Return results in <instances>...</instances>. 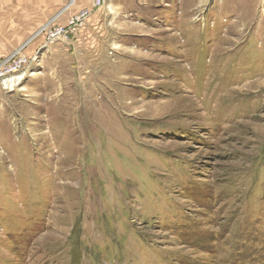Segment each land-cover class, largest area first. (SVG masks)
I'll return each mask as SVG.
<instances>
[{"label":"rangeland","instance_id":"374dc122","mask_svg":"<svg viewBox=\"0 0 264 264\" xmlns=\"http://www.w3.org/2000/svg\"><path fill=\"white\" fill-rule=\"evenodd\" d=\"M96 1L0 0V264H264V0Z\"/></svg>","mask_w":264,"mask_h":264},{"label":"built area","instance_id":"2783aa9c","mask_svg":"<svg viewBox=\"0 0 264 264\" xmlns=\"http://www.w3.org/2000/svg\"><path fill=\"white\" fill-rule=\"evenodd\" d=\"M107 0H97L94 2L93 7L98 9L102 7ZM90 16L89 11L80 13L77 16L71 17L65 25H60L47 32V40L49 44H58L59 42L67 41L73 34H75L84 24ZM48 31L44 29L43 32ZM40 32V33H41ZM18 52L5 66L3 70V80L5 79H16L20 81L27 75L30 67V59L26 55Z\"/></svg>","mask_w":264,"mask_h":264},{"label":"bare ground","instance_id":"6f19581e","mask_svg":"<svg viewBox=\"0 0 264 264\" xmlns=\"http://www.w3.org/2000/svg\"><path fill=\"white\" fill-rule=\"evenodd\" d=\"M19 80H16V79H12L10 81H5L4 80L5 83L3 85L6 86L7 89L11 88V90H12V88L14 87L13 84H17V82H19Z\"/></svg>","mask_w":264,"mask_h":264}]
</instances>
